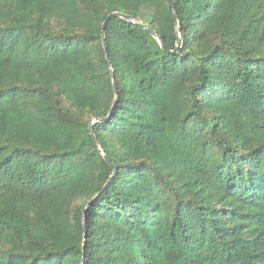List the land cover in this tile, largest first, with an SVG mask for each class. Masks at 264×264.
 Masks as SVG:
<instances>
[{
	"label": "trees",
	"instance_id": "16d2710c",
	"mask_svg": "<svg viewBox=\"0 0 264 264\" xmlns=\"http://www.w3.org/2000/svg\"><path fill=\"white\" fill-rule=\"evenodd\" d=\"M0 264H264V0H0Z\"/></svg>",
	"mask_w": 264,
	"mask_h": 264
},
{
	"label": "water",
	"instance_id": "95a60500",
	"mask_svg": "<svg viewBox=\"0 0 264 264\" xmlns=\"http://www.w3.org/2000/svg\"><path fill=\"white\" fill-rule=\"evenodd\" d=\"M172 2H174V0H172ZM172 11H173V17L176 20L177 17H176V10H175V7H174V3H173V6H172ZM113 17H120V18H123V19H125V20H127L129 22L139 24L142 28L147 30L158 41V43L161 45V47L164 50H166L168 53L175 54L179 50V48L181 47V34L179 32L178 26H176V29H175V35H176L175 48L173 50H169V49H167L165 47V45H164L162 39L159 37V35L155 31H153L149 27H147L146 23L144 21L140 20L138 17L132 16V15H129V14H126V13L118 12V11H113V12H110V13H108L106 15V17L104 18V20H103V22L101 24V38H102V46H103V49H104L105 58H106L107 63H108V69H109V72H110L111 81H112L113 88H114L115 99H114L112 107H111V109H110V111L108 113V116H106L105 118H92L90 123H89V127H88L89 128V132L92 135L93 140H94L95 143H96V139H95V136H94V133H93V130H92V125L95 122L103 121L106 118H108L109 115H110L111 110L113 109V107L116 104L117 99H118V96H117V93H118L117 84H116V81H115V76H114V72H113V69H112V64H111V61H110V58H109L107 43H106L105 34H104L106 23ZM100 151H101L102 157L106 160V162L111 167H114V164L110 161L108 156L102 150H100ZM114 173H115V169H114L112 175L110 176V178L108 179V181L105 183L104 187H106L108 185V183L110 182V180L113 177ZM83 220H84V217H83ZM85 239H86V232L84 231V234H83V248L85 246Z\"/></svg>",
	"mask_w": 264,
	"mask_h": 264
}]
</instances>
